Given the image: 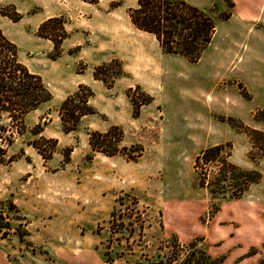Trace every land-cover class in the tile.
Wrapping results in <instances>:
<instances>
[{
    "label": "rangeland",
    "instance_id": "obj_1",
    "mask_svg": "<svg viewBox=\"0 0 264 264\" xmlns=\"http://www.w3.org/2000/svg\"><path fill=\"white\" fill-rule=\"evenodd\" d=\"M188 1L217 23L198 62L164 53L153 34L134 26L128 9L137 0H0V29L52 93L26 116L25 132L0 164V264H207L201 250L220 264L228 254L264 255V242L245 249L205 239L215 207L194 169L202 150L230 143L233 162L262 173L242 197L264 214V156L250 158L244 128L264 131V120L254 118L264 111V0ZM14 8L18 21L1 13ZM50 17H61L69 33L55 59L53 41L38 32ZM115 59L124 72L108 87L94 69ZM80 83L94 91L98 112L65 132L59 108ZM112 125L122 128L126 149L94 151L90 132ZM41 137L58 140L51 158L32 145Z\"/></svg>",
    "mask_w": 264,
    "mask_h": 264
},
{
    "label": "trees",
    "instance_id": "obj_2",
    "mask_svg": "<svg viewBox=\"0 0 264 264\" xmlns=\"http://www.w3.org/2000/svg\"><path fill=\"white\" fill-rule=\"evenodd\" d=\"M89 3H98L100 0H83ZM1 13L14 21L20 20L23 15L15 8L13 12L2 10ZM128 14L134 26L142 31L153 34L158 40L162 51L166 54L181 55L189 62H198L204 51L210 45L216 32V18L209 10L190 3L188 0H137L136 6L128 9ZM231 12L221 14L228 19ZM58 23L59 27L52 26ZM39 35L49 38L54 43L55 59L62 53V43L69 37L65 22L61 17H50L39 26ZM114 63L117 69L108 71L107 67ZM123 68L118 60L95 67L94 77L102 80L108 87L114 80L123 74ZM94 96L92 88L80 83L77 90L69 94L61 103L59 116L62 129L65 132L76 131L82 117L97 113V108L90 100ZM52 93L42 76L31 71L20 58L18 45L0 29V164L6 162V154L16 140L26 130V116L41 104L50 100ZM149 102V101H148ZM142 103V102H141ZM255 120H264V111H258ZM232 119V117H229ZM248 133L252 147L250 158L257 160L264 156V131L257 128L244 127ZM41 132V131H39ZM124 132L118 125L110 126L106 131L93 130L90 132V145L94 151H101L107 155L122 152L120 144ZM41 141L53 142L50 153L42 148ZM57 139L41 137L32 143L45 157L51 158L57 148ZM230 143H221L209 146L202 150L195 158L194 169L197 174L198 185L207 190L215 207L211 213L214 216L220 209V203L228 198H241L254 184L262 179L261 171L246 169L231 160ZM70 152L72 148H69ZM67 154L66 162L69 160ZM126 154V153H125ZM134 159V155H128ZM123 197L118 202L122 204ZM219 201L216 204L213 201ZM138 202L135 201V204ZM216 204V205H215ZM116 216V211L112 212ZM0 219L3 213L0 212ZM0 227H2L0 225ZM202 257L207 264H216L219 261L206 251L201 250ZM111 261L110 256H106ZM177 260L170 259L169 262ZM160 264H162L160 262ZM264 264V260L261 261Z\"/></svg>",
    "mask_w": 264,
    "mask_h": 264
},
{
    "label": "crops",
    "instance_id": "obj_3",
    "mask_svg": "<svg viewBox=\"0 0 264 264\" xmlns=\"http://www.w3.org/2000/svg\"><path fill=\"white\" fill-rule=\"evenodd\" d=\"M256 2L252 6L254 10L257 9ZM251 188L246 193L250 192ZM235 222L240 223L239 226H234ZM201 233L208 242L222 239H226L227 243L230 240L233 243L239 241L243 243L245 249L251 244H261L264 242L263 209L259 203L244 200L243 197L226 200ZM240 256L243 257L240 259ZM263 256L262 253L249 256L240 253L228 254L220 264H261L260 260Z\"/></svg>",
    "mask_w": 264,
    "mask_h": 264
}]
</instances>
